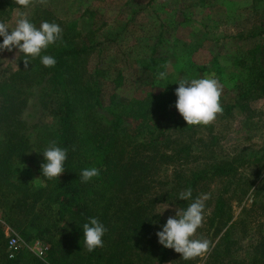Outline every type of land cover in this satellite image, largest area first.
<instances>
[{"label":"rangeland","instance_id":"rangeland-1","mask_svg":"<svg viewBox=\"0 0 264 264\" xmlns=\"http://www.w3.org/2000/svg\"><path fill=\"white\" fill-rule=\"evenodd\" d=\"M18 12L28 13V18L34 20L31 22L37 27L42 21L54 22L61 29L69 27L79 34L75 39L77 44L92 46L83 60L86 76L99 81L100 99L105 105L110 104L116 94L139 95L141 89L137 86L146 80L148 73L142 70L138 59L151 54V48L161 35L163 39L155 47L154 56L165 57V72L172 74L176 67L205 61H212L219 67L217 75L207 72L205 77L215 78L222 85V108L234 95L232 85L249 76V51H255L257 46L264 50V0H44L43 3L34 0L27 9L17 5L15 0H0V21L14 26ZM2 41L3 37H0V43ZM261 51L255 52L254 56L262 60L264 66V51ZM18 54L15 48L0 50V78L15 70ZM239 56L242 61L236 66L234 61ZM115 78L122 81V87H115ZM45 79L42 77L40 83L32 80L31 87L21 93L24 98L21 114L30 128L26 148L16 159L14 156L19 170L13 183L16 188L14 197L24 194L28 205L16 215L15 208L8 213L7 205L0 203V255L7 257V240L15 234L18 245L13 256L19 255L21 264H34L33 258L44 261L45 252L38 257L35 241L48 248L46 239L52 242L61 237L60 233L49 231L43 234L46 239H25L28 234L38 233L49 222V210L43 209L45 202L48 203L46 199L51 192L52 179L41 180L34 168V162L43 159L41 152L52 141L57 127L56 118L40 108L36 98ZM102 116L97 118L101 124L104 123ZM197 137L202 139L206 148L200 157L205 164L233 155L248 158L253 152L261 154L264 152V97L253 96L248 101H241V105L229 114H218L211 124L197 125L192 140ZM129 150L130 147L126 146L124 157H128ZM142 161L148 168L155 165L156 169H148L143 188L141 183L139 188L138 185L126 187L127 204L120 210L126 211L127 216L125 221L121 218L116 224L121 234L115 248L106 249L98 264H157L162 255L163 245L158 243L156 232L161 230L169 216L175 215L176 209L172 204L154 198L169 185L173 166L148 158ZM193 167L190 162L183 169ZM235 179L247 188L240 202H230L228 223L232 221L233 226L229 240L235 242L233 261L239 264L245 248L264 236V159L256 163L246 162L238 168ZM219 186L214 182L210 188L215 190ZM38 189L39 193L34 195ZM209 204L205 201L204 217L209 212ZM140 222L143 226L140 232H136V225ZM59 225L68 227L66 215L62 216ZM222 232L217 235L204 220L194 238L208 239L210 250L189 261L204 264ZM181 259L179 253L168 248L161 264H181ZM228 262L231 263L230 259Z\"/></svg>","mask_w":264,"mask_h":264},{"label":"trees","instance_id":"trees-1","mask_svg":"<svg viewBox=\"0 0 264 264\" xmlns=\"http://www.w3.org/2000/svg\"><path fill=\"white\" fill-rule=\"evenodd\" d=\"M161 36L151 48V54L138 59L142 70L148 73L143 84L137 86L141 89L137 91L139 95L127 97L116 94L107 105L100 99L97 78L90 80L86 76L83 60L92 46L77 44L75 39L79 34L69 27L62 28V40L41 52V56L55 58L54 67H45L40 57H28L30 63L25 69V56L19 52L15 70L0 78V203L7 205L8 213L15 208L16 215H19L28 205L24 194L14 197L16 188L13 181L19 170L15 159L26 148L30 128L21 114L20 106L24 103L21 93L26 87H31L32 78H37L38 81H33L40 83L39 80L46 77L36 97L38 105L56 118L57 127L52 141L68 149L65 171L52 179L51 192L46 199L48 203L45 202L43 209L49 210V222L38 233L28 234L25 239H46L43 234L49 231H56L61 237L52 242L46 239L49 247L45 251L44 261L33 258L34 264H98L106 249L115 248L121 234L116 224L127 216L126 211L120 210L127 204L126 187L138 185L139 188L141 183L143 188L148 169H156L155 165L148 168L142 161L144 158L173 166L169 185L154 199L166 201L180 210L186 209L191 202L178 198L181 191L191 188L193 199L202 193L209 194L206 202L210 203V209L204 220L217 235L223 232L204 264H229V259L232 264H237L233 261L235 242L229 240L233 226L232 221L228 223L231 218L230 202H240L247 188L242 187L235 177L238 168L246 162L263 161L264 152L259 155L253 152L248 158L233 155L208 164L200 161L206 148L201 138L192 140L197 125H187L176 110L175 88L181 79L205 78L207 72L217 75L219 67L214 66L212 61H205L189 63L183 68L176 67L172 74L165 72V57L154 56L155 47L163 39ZM259 50L264 51L259 46L255 51H249V76L245 81L240 80L232 85L234 95L223 105L221 115L229 114L233 108L241 105V101H248L253 96L264 97V66L262 60L254 56ZM241 61L239 56L234 64L237 66ZM159 72H165L166 79H158ZM122 86V81L115 78V87ZM101 114L104 119L102 124L97 120ZM126 146L130 147L128 157H124ZM43 162L44 158L34 162V168L41 180L47 182L49 179L41 174L40 165ZM190 162L194 167L183 169ZM91 167L99 169L100 175L82 182L81 171ZM214 182L220 186L212 190L210 186ZM37 193L39 189L34 195ZM64 215L67 216L68 227L59 225ZM89 217L97 218L107 229L102 238L103 247L92 252L84 247L82 231V225L88 222ZM142 226V222L136 225V232H140ZM259 239L245 248L239 264H264V236ZM167 249L162 246V255L157 264H161ZM0 259V264H21L19 255L7 258L1 254ZM181 260V264H193L189 260Z\"/></svg>","mask_w":264,"mask_h":264},{"label":"clouds","instance_id":"clouds-1","mask_svg":"<svg viewBox=\"0 0 264 264\" xmlns=\"http://www.w3.org/2000/svg\"><path fill=\"white\" fill-rule=\"evenodd\" d=\"M39 2L43 3L44 0ZM15 3L27 9L34 0H15ZM0 37H3L0 50L12 51L15 48L24 54L25 69L30 63L28 57H40L45 67H54L55 58L50 55L41 56V52L49 45L62 40V29L58 24L48 21H42L37 27L28 18V13L18 12L14 26L0 21ZM157 78L166 79V73L159 72ZM177 84L174 106L187 125L207 126L218 114H222L223 108L220 104L222 85L217 79L207 77L181 79ZM67 151L68 149L57 146L55 140L50 141L41 152L44 158V162L40 165L41 174L47 179L58 178L65 171ZM99 175L100 171L95 167L85 168L80 173L82 182H88ZM178 198L191 202L186 209H176L175 215L167 218L161 230L156 232V236L158 243L165 248L173 249L184 260H192L205 255L210 250L211 242L208 239L194 238L197 229L203 224L205 201L210 197L209 194L202 193L193 199L192 189L188 188L181 191ZM82 231L84 247L88 252L103 247L102 238L107 229L97 218L89 217L88 222L82 225Z\"/></svg>","mask_w":264,"mask_h":264},{"label":"built area","instance_id":"built-area-1","mask_svg":"<svg viewBox=\"0 0 264 264\" xmlns=\"http://www.w3.org/2000/svg\"><path fill=\"white\" fill-rule=\"evenodd\" d=\"M17 236H15V234H11L10 237L7 240V257H13L14 252L17 249ZM34 245H38V248H36L37 250V255L39 257V255H41L43 252L46 251L47 246H45L42 242L39 241H35Z\"/></svg>","mask_w":264,"mask_h":264}]
</instances>
